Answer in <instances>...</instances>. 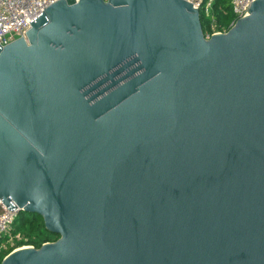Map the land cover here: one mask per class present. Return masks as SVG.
<instances>
[{"label": "water", "instance_id": "obj_1", "mask_svg": "<svg viewBox=\"0 0 264 264\" xmlns=\"http://www.w3.org/2000/svg\"><path fill=\"white\" fill-rule=\"evenodd\" d=\"M0 45V204L58 235L0 264H264V0L206 37L186 0H57Z\"/></svg>", "mask_w": 264, "mask_h": 264}, {"label": "built area", "instance_id": "obj_2", "mask_svg": "<svg viewBox=\"0 0 264 264\" xmlns=\"http://www.w3.org/2000/svg\"><path fill=\"white\" fill-rule=\"evenodd\" d=\"M57 0H0V45L4 46L18 37L26 38V32L30 28V20L38 16L43 8ZM74 2L76 0H67ZM194 5L199 12L206 16L211 12L212 0H186ZM254 0H230V6L234 15L233 20L226 28L213 30V33L226 32L235 21L245 16L246 10ZM214 27V25H212ZM210 35H206L209 37ZM0 236L9 232L11 225L18 213V208L8 210L0 204ZM33 246V245H29Z\"/></svg>", "mask_w": 264, "mask_h": 264}, {"label": "trees", "instance_id": "obj_3", "mask_svg": "<svg viewBox=\"0 0 264 264\" xmlns=\"http://www.w3.org/2000/svg\"><path fill=\"white\" fill-rule=\"evenodd\" d=\"M234 15L230 6V0H212L211 12L205 15L200 11L202 30L205 35H211L213 30L226 28L233 20ZM214 24V27L212 26ZM20 234L23 239L17 240L12 246L7 242L10 235ZM26 238V240H24ZM57 234L48 231L42 218L34 213L18 211L9 232L0 236V262L10 251L22 245L41 246L42 243L54 241Z\"/></svg>", "mask_w": 264, "mask_h": 264}, {"label": "rangeland", "instance_id": "obj_4", "mask_svg": "<svg viewBox=\"0 0 264 264\" xmlns=\"http://www.w3.org/2000/svg\"><path fill=\"white\" fill-rule=\"evenodd\" d=\"M0 210H1V206H0ZM21 238L23 239V236L20 234L10 235V237L7 239V242L10 244V246H12L16 243L17 240H20ZM24 240H26V238ZM22 246H29V245H22Z\"/></svg>", "mask_w": 264, "mask_h": 264}]
</instances>
